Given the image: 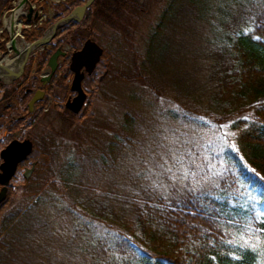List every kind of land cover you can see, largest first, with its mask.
<instances>
[{"label":"trees","instance_id":"obj_1","mask_svg":"<svg viewBox=\"0 0 264 264\" xmlns=\"http://www.w3.org/2000/svg\"><path fill=\"white\" fill-rule=\"evenodd\" d=\"M12 1L0 0V19L2 13L11 8ZM39 1L46 11V1L28 0V3ZM85 1L63 0L55 4L58 11L35 28L26 41L40 38L52 22L67 16ZM196 1L167 0L148 33L143 51L138 52L133 48L130 28L142 12L141 4L137 0H94L80 23L69 22L57 29L50 46L37 53L39 68L66 36L72 47L79 50L83 41L81 26L96 21L113 32L106 38L99 61L106 70L104 80L112 75L118 86L133 85L148 91L156 100L186 107L160 112L164 115L155 114L148 120L140 118L137 108L128 109L127 113H122V121L118 120L114 126L97 117V121H91L83 128L86 135L71 151L61 149L57 143L50 142L54 141L52 138L44 136L41 142L46 143L45 146L33 148L37 153L42 150L39 155L42 160L35 163L34 174L29 182H25L30 186L28 201L0 218V264H6L12 256L7 253L9 249L17 248V243L6 240L16 217L25 216L29 208L31 211L44 200L41 190L59 193V186L80 190V195L86 196L73 202L62 196L64 201L58 209L61 216H67L69 222L77 226L76 236L82 233L78 251L88 264H264V232H258L249 241L250 245H256L255 248L240 247L248 239V225L252 229H264V179H261L264 178V0H256V6L252 3L251 7L253 0H232L241 12L227 14L226 22H215L211 30L213 36H204L202 45L200 39L195 40L196 49L191 55L198 67L196 77L200 82L189 85L193 81L183 73L181 63L176 68L179 60H174L169 47L173 41L171 35L188 9L195 22L200 20L202 14L194 3ZM20 21L25 23V17ZM63 32L66 34L61 38ZM0 38H3L0 51L4 52L5 32ZM111 50L121 52L122 57L115 59ZM181 51L180 46V54ZM32 62L31 59L25 64L20 76L8 86L9 94L2 99L5 103L0 101L4 113H13L17 118L23 116L0 126L8 133L30 122V116L24 115L22 103L26 97L22 90L30 88V82L26 80L31 79ZM59 71L60 66L52 79ZM50 87L47 85L46 89ZM3 88L6 87L0 86ZM203 93L209 100V108L205 111L198 106ZM212 113L215 123L229 122L238 149L233 151L223 147L209 157L216 166L214 170L223 172L222 177L215 178L219 187H214L212 182L206 183L202 174L197 177L202 187L196 191H189L191 184L187 181L169 179V174L147 178L145 171L140 170L144 158L152 157L146 151L156 153L153 155L156 159L158 151H168L171 136L167 126L162 129L161 125L175 127L180 121L189 132L190 125L201 127V115L207 117ZM157 117L162 123L155 134L148 135V127ZM159 129L164 134L159 135ZM95 136L97 138L93 139ZM89 142H93V146L86 148ZM83 157H90L96 166L94 172L85 170L86 177L77 174L81 169H78L80 161L84 163ZM126 160L131 163L129 171H117V162L123 165ZM154 169L156 171V167ZM111 174L116 176L115 181L109 179ZM48 176L56 179L48 182ZM257 213L260 219L256 218ZM90 228L102 233L93 236L90 232L93 234L94 230ZM18 252L24 257L22 250Z\"/></svg>","mask_w":264,"mask_h":264},{"label":"rangeland","instance_id":"obj_2","mask_svg":"<svg viewBox=\"0 0 264 264\" xmlns=\"http://www.w3.org/2000/svg\"><path fill=\"white\" fill-rule=\"evenodd\" d=\"M17 1L18 0L12 1L10 4L11 8L2 13L0 20L3 26L4 18L9 16V13L14 9L15 3ZM62 1L63 0H46V5L48 8V11L46 13H41L40 11L35 9L34 6H30L32 8V12L36 10L38 11L37 13L40 18L32 19L22 24L20 18L23 17L22 15L27 14L30 8L29 4L25 1L21 10L22 15H20V17L18 18L19 22L17 21V29L20 26L17 44L21 45V42L30 44L31 42L26 41L25 38L28 37V35L33 30H35V28L41 26L42 22L46 20V18L51 19L53 14L58 11L55 7V4H58ZM137 1L142 6V12L136 17L135 21L133 22V26L130 28V32L131 36L133 37V48L138 52H142L148 33L151 30L153 24L157 21V18L161 10L165 6L167 0ZM255 2L256 0H253L250 4V7L252 6V3L254 4V6H256ZM194 3L196 7L200 8V14H202L200 16V20L195 22L192 14H189L190 9H188L187 12L184 13V16L180 19V23L177 25V28L174 29V33L173 35H171L173 41L170 43L169 47V51H171V54L174 56V60H179V62H177L176 68L178 69L181 63V70L184 74L190 76L191 80L193 81H190L189 85H194L198 80V82H200L198 76L196 77V75H198V67L195 65V60H193V57L191 55L192 50L196 49L195 40L200 39L202 45L201 40L204 39V36H213V32H211V30L212 25L215 22H226V18L230 13L236 12V14H239V12H241L239 11L240 8L238 9V7H234V5L232 4V0H197ZM81 28L82 29L80 31V37L83 40L90 39L100 47H105L107 43L106 38L113 34L111 29L100 25L96 21H93L92 23L86 22L81 26ZM47 29L43 32V34L47 31ZM5 34L7 36V40L3 43L4 52L0 51V59L3 58L5 53H9V51L12 50L11 41L9 43L10 35L6 30ZM65 34L66 32H63L61 34V38H63ZM1 42H3V38H0V43ZM180 46L182 49L181 54ZM60 47L65 49V51L69 53H71L75 49L69 43V38L67 36L64 37V42L60 43ZM37 53L38 52L29 54L28 61L25 63L27 64L31 59L33 60L29 74L30 78L33 77V80L30 83L33 89H36L35 87L37 86H42L39 83V78L46 76L49 71V69L46 67V61L44 62V64H42L41 67H37ZM112 53L113 52L111 50V54ZM114 54V58L116 57L115 59L122 57L121 52L114 51L113 55ZM181 55L183 57H181ZM63 61L64 60L61 58L58 59V66H60V71L59 73H57V76H55L56 78H53L48 83L44 84V88H46L47 85H50L51 87L47 89V97L43 101L39 102L38 106L34 108L35 110L33 113L36 116L32 120L31 125L30 122L29 124L25 125L22 124L19 125L16 130L11 131V135L16 138L32 140L33 147L35 145L39 148L41 146H45L46 143L41 142V139L45 138L44 136H49L54 140L50 142L57 143L61 147V149L65 148L71 151V148L74 149L79 144L78 142H81V140H83L84 136L86 135L85 132L82 131L83 128L88 126L91 121H97V117H99V119L101 118L107 120V123L111 124V126H114V124L116 125L118 120L122 121L121 115L123 112L127 113L128 109L132 111V109L137 108V113L140 114V118L148 120L155 114L159 116L160 112L164 113L169 109L176 111L182 109V107H186V105H178L163 100H156L148 93V91L139 90L133 85L118 86L113 81L112 75L108 77L107 81L104 80L106 82L103 81L99 85V88L94 87L93 89H91L92 85L95 82L94 75H91L90 77L92 78V81L90 83H88V79H85L82 82L83 90L87 93L89 90L91 91V93L88 94V97H90L88 99L89 103H87L85 106V102L84 105H82L79 113L73 114L64 106L67 100H65V98L70 95L68 87L70 77L67 74V63L66 61ZM95 71L97 76L100 75L103 72V64L99 62L96 66ZM65 77H68V79L66 78L65 80ZM26 82H30V80L27 79ZM61 82H65V85H61ZM199 84V89L202 90L200 87L201 85ZM89 85H91V87ZM4 86L6 88L0 89L1 103H5V101L2 99H4V96L6 97L9 94V90H7L8 85ZM203 95L204 93L202 95L200 94L201 99L199 102L201 103L198 105L202 106L200 109L201 111H205V108L208 107L209 103V100L206 98V96L204 98ZM138 108L140 111L138 110ZM160 115L163 116L164 114ZM211 116H213V113L210 116L207 115V117H203V115H201L203 120L201 122V127L196 128L190 125L189 132H187V126L180 121L176 122L175 127L172 124H162V129L164 126H167V128L169 129L167 133L171 136L170 142L167 144L169 145V147L167 148L168 151L165 153L158 151V157L156 159V156L153 157V155L157 154L151 153L147 150L146 154L152 155V157L144 158L143 167L140 170L145 171V173L147 174L149 167L155 168L156 161H161V154L170 159V148L179 149L180 152H185V154L188 150H191L198 157L201 155V153H203L205 156L211 157L213 153H217L223 147L225 149L230 148L227 147L225 143L219 139V137L223 132L227 131L229 133L227 140L229 143H231L234 142L235 135H232V133L235 134V132L230 128H221L222 125H229V122L215 123ZM3 122L4 121L1 122L0 120V125ZM153 123L154 124L151 127H148V130L150 132L148 135L152 133L155 134L158 125L162 122L161 119L157 117L155 118ZM99 124L96 125L97 129L100 126ZM157 131L159 135L160 133L164 134L162 133V131H160V129ZM164 131L166 132V130ZM5 136V130H1L0 127V140ZM86 138L87 141L90 140L88 137ZM96 138L97 136H95L93 139ZM89 144L90 142L86 144V148L88 146L90 147L91 145L93 146V142H91L90 145ZM48 145L49 142H47V146ZM205 149L207 150L205 151ZM39 152H32V154L30 155V157L35 160V163L39 160H42L41 157H39V155L42 154V150ZM211 158H209L208 163L214 165V161H211ZM83 159H85L84 163L82 160L80 161L81 164L79 165L78 169H81L79 170L80 173L77 174L78 176L80 174L81 176L85 175L86 177L85 170L94 172L96 166L92 163L93 161L90 157H83ZM197 162L200 163L202 161L198 160ZM54 163L55 160L52 161V164L50 163L51 166ZM208 163H205L204 166L206 168V171L201 172L203 176L208 172ZM96 165H99V163H97ZM130 166L131 163L129 160H126L123 165L122 162H117L116 164L117 171L120 172H128ZM157 171H160V169L156 168V172ZM212 171L216 170L212 169ZM115 177L116 176L114 174H111V176H109V179L111 181H115ZM51 179L56 178H51L50 176H48V182ZM158 180L156 182H158ZM17 181L19 180L13 182V184L17 185V187H12L10 199L4 203L2 209L0 210V218L4 214H7V212H10L12 209L18 207L21 203H25L28 201V199H26L25 201L20 202V196L24 195V193L22 191L21 193L23 194L20 195L22 185L18 184L19 182ZM151 184L153 186H156L154 183ZM58 188L59 193L49 192V190L46 189L41 190V192H44V200H41V203H39L37 206H34V209H32L31 211L29 208L25 216H21L20 218L16 217L14 222L11 224L9 233L8 235L6 234V240L17 243L18 245L17 248L13 246V248L9 249V252H7L9 254H12V256L9 257L6 264H88L87 261L81 259L80 252L78 251L81 245L80 238L82 237V233L78 234L79 236H76L74 231L76 230L77 226L74 225V222H69L67 216H61V213L58 209L60 203L64 201L61 199L62 196H64L63 199H66V201L71 200L72 202L80 201L86 196L83 193L82 195H80V190L77 191L75 189H63V187L61 186H59ZM23 197L26 198L25 196ZM90 230H94L93 234L92 232H90V234L93 236L96 233H102L101 231H98V229L90 228ZM19 250H22L24 257L19 256ZM14 259L15 261H13Z\"/></svg>","mask_w":264,"mask_h":264},{"label":"water","instance_id":"obj_3","mask_svg":"<svg viewBox=\"0 0 264 264\" xmlns=\"http://www.w3.org/2000/svg\"><path fill=\"white\" fill-rule=\"evenodd\" d=\"M26 1V0H25ZM94 0H86L81 6H77L73 8L70 13L61 18L60 20L54 22L47 31L42 35L41 38L36 40L35 42L29 44V51L30 46L37 48L45 46L50 39H52L54 32L63 27L64 25L68 24L69 22L78 23L83 17V14L85 10L92 4ZM32 14L31 8L28 10V14L25 16V20L29 21L30 16ZM36 16V13H33V18ZM64 50L56 49L47 59L46 66L49 69V72L46 77H44L45 81H47L51 75L54 73L56 66H57V59L59 57H62L64 55ZM29 52L25 53V56L23 58L22 64L18 70V72L15 74L14 77H17L28 57ZM102 54V48L99 47L95 42L91 41L90 39H86L79 51H74L71 54L70 57V64L68 66V69L73 74V78L70 84V91L76 92L77 95L71 100H67L65 103V108L71 111L73 114H78L80 109L82 108L83 102H84V94L80 88V81L83 77V73L80 72V69L83 68L84 73L89 75L95 65L98 63L100 57ZM104 76L99 77V80ZM43 81V80H41ZM42 97L41 92H35L32 99L28 103V110H31L32 104L35 100H40ZM31 151V144L28 141H24L22 143H18L16 141H11L7 147L1 151L0 156L3 159L2 164L0 165V185L3 187L0 192V203L4 199V193H5V186L8 184L9 179L11 178L12 174L14 173L16 164L19 163L21 160H23ZM32 168L25 169L23 173V178L25 180L28 179L30 173L32 172Z\"/></svg>","mask_w":264,"mask_h":264},{"label":"flooded vegetation","instance_id":"obj_4","mask_svg":"<svg viewBox=\"0 0 264 264\" xmlns=\"http://www.w3.org/2000/svg\"><path fill=\"white\" fill-rule=\"evenodd\" d=\"M90 7V6H89ZM85 13V12H84ZM83 16H84V14H83ZM83 18V17H82ZM46 19H48V18H46ZM82 21V19L80 20V22ZM80 22H78V23H80ZM74 23V22H73ZM78 23H75V24H78ZM53 39H54V37H52V39L50 40V42H52L53 41ZM86 39H84L82 42H81V45H82V43L85 41ZM33 42H35V41H33ZM33 42H31V43H33ZM48 43L47 45H45L42 49L41 48H39V49H37V50H31V53L30 54H33V53H35V52H40V51H42V50H44L45 48H47V47H49L50 46V44L51 43ZM53 44H55V42H53ZM81 45H80V47H81ZM56 49H61V50H64V55L62 56V57H59V58H61V59H63L64 61H66V63H67V65H66V68H67V71H68V76L70 77V81H69V84H68V87H69V91H70V84H71V81H72V78H73V74L71 73V71L68 69V66H69V64H70V57H71V54L75 51V49H74V51H72L71 53H69V52H66L65 51V49H63V48H61L60 46L59 47H54V49L52 50V52H51V54L56 50ZM50 54V55H51ZM49 55V56H50ZM49 56L45 59V61L47 62V59L49 58ZM58 58V59H59ZM58 59H57V66H56V69L58 68ZM27 61H28V59H27ZM26 61V62H27ZM31 61V60H30ZM38 61V60H37ZM37 61H36V65H37ZM63 61V62H64ZM99 61H100V59H99ZM99 61H98V63H99ZM98 63L95 65V67H94V69H93V71L89 74V75H87L86 73H84V71H83V68H81L80 69V72H82L83 73V77H82V79H81V81H80V88H81V90H82V92H83V94H84V96H85V98H84V103H85V106H86V104L87 103H89V101H88V99L90 98V97H88L89 95H88V93L87 92H85L84 90H83V88H82V82L85 80V79H88L90 82L92 81V78L90 77L91 75H94V79H95V82H94V84L92 85V87H91V89H93L94 87L95 88H99V85L104 81V79H105V76H106V70H104L103 69V72L100 74V75H98L97 76V74L95 73L96 71V66L98 65ZM44 64V63H43ZM32 65V64H31ZM25 66V65H24ZM64 66V65H63ZM47 67V66H46ZM24 68V67H23ZM48 68V67H47ZM55 69V70H56ZM23 70V69H22ZM31 70V69H30ZM22 72V71H21ZM49 72V71H48ZM54 73H55V71H54ZM53 73V74H54ZM21 74V73H20ZM53 74L51 75V77L45 82V83H48L49 81H51V79H52V77H53ZM102 74H104V76L101 78V80H99V77L100 76H102ZM47 76V75H46ZM46 76H44V77H46ZM19 76H17V77H14V79H13V81H15L17 78H18ZM44 77H41V78H39V83L42 85L41 87L39 86H37V87H35L36 89H33L32 87H31V85H30V89H26L27 87H25V88H23V90H22V92H23V94L25 95V97H26V100L24 101V103H22V106L23 107H25V112H24V115L26 114V115H28V116H30V125H31V123H32V120L34 119V110L35 109H33V110H31V111H29L28 110V103H29V101L32 99V97H33V95H34V93L35 92H41L42 93V97H41V99L40 100H37L35 103H34V108L35 107H37L38 106V104H39V102H41V101H43L46 97H47V89L46 88H44V84L45 83H43V81H41V80H43L44 79ZM90 77V78H89ZM66 78L68 79V77H65V80H66ZM33 80V77H31V79H30V83H31V81ZM45 80V79H44ZM13 81H11V82H13ZM2 82V81H1ZM0 82V86H4V85H10L11 84V82L9 81L8 83H5L4 81L1 83ZM77 95V93L76 92H71L70 91V95L67 97V98H65V100L67 99V100H72L75 96ZM6 98H7V96H6ZM66 100V101H67ZM84 103H83V105H84ZM64 104V103H63ZM10 114H12V118H9V115ZM21 118H23V116H21V117H19V118H17V117H15V116H13V113H4L3 112V110L1 109V111H0V120H1V122L2 121H4L5 123L6 122H10L12 119H14V120H18V119H21ZM4 122L0 125L1 127H4ZM7 127H9V128H11L12 126L11 125H7ZM6 132V131H5ZM12 133L10 132V133H8V132H6V136L3 138V139H1L0 140V145H1V148H0V153H1V151L2 150H4L6 147H7V145L11 142V141H18V142H20V141H28V142H30L31 143V151H30V153L23 159V160H21L19 163H17L16 164V167H15V170H14V173L12 174V176H11V178L9 179V181H8V184L5 186V193H4V200L0 203V210L2 209V206L4 205V203L7 201V200H9L10 199V195H11V189H12V187L14 186V187H17V185H14L13 184V182H15L16 180H19V181H17V182H19L18 184H21L22 185V188H21V191H20V195H22L23 193H24V195H22V196H20V202H22V201H25L26 199H27V197H28V195H27V191H28V189L30 188V186H28L27 184H25V182H29V180L31 179V177H32V175L34 174V169H35V160H33L31 157H30V155L32 154V152H34L33 151V141L32 140H29V139H19V138H16V137H14V136H12L11 135ZM2 162H3V159L1 158V156H0V165L2 164ZM33 166V168H32V172L30 173V175H29V177H28V179L27 180H25L24 178H23V173H24V170L25 169H29V168H31ZM2 186L0 185V192H1V190H2ZM23 191V193H21ZM25 191V192H24ZM23 196H25L26 198H24ZM23 199V200H22ZM8 213V212H7Z\"/></svg>","mask_w":264,"mask_h":264},{"label":"snow or ice","instance_id":"obj_5","mask_svg":"<svg viewBox=\"0 0 264 264\" xmlns=\"http://www.w3.org/2000/svg\"><path fill=\"white\" fill-rule=\"evenodd\" d=\"M244 119H248L244 117ZM230 125H222L221 128L227 129ZM229 133L227 131L223 132L219 139L225 143L227 147H230L233 151H238L234 142L229 143L227 140ZM232 135H235L232 133ZM207 149H205L206 151ZM170 159L161 154V161H156V168H159L160 171L156 172L154 168L149 167L147 172V178H151L152 175H156L157 177L162 176L164 174H169V179L173 181H181L182 183L187 181L191 184L189 191H196L199 187H202L201 182L197 179L198 176L201 175V172L204 170L205 163H208L209 157L205 156L203 153L198 157L191 150H188L187 153L180 152L179 149L170 148ZM201 160L202 162L198 163L197 161ZM215 168V165L208 163V173L205 174L202 179L207 182H212L214 187L218 188L219 184L215 183L216 177H222L223 172L221 171H212ZM254 171V170H252ZM264 179V178H261ZM249 197L251 194L249 193ZM257 219H260V214L257 213ZM232 223V221H229ZM249 229L248 239L244 240L240 247L251 246L253 248L256 247L255 244H249V241L253 236H257L258 232H264V229H252L251 225L247 226ZM243 239V237H242ZM258 242V241H257ZM229 243H233V241H229Z\"/></svg>","mask_w":264,"mask_h":264},{"label":"bare ground","instance_id":"obj_6","mask_svg":"<svg viewBox=\"0 0 264 264\" xmlns=\"http://www.w3.org/2000/svg\"><path fill=\"white\" fill-rule=\"evenodd\" d=\"M43 1H46V0H43ZM24 2H25V0H18L15 3L14 9L11 10L8 17L4 18V20H3L4 26L2 25V27L0 29V34L5 32V30L9 33V35H10L9 43L11 41V47H12V50L9 51V53H5L3 58L0 59V82L4 81L5 83H8L9 81L10 82L13 81L15 74L18 72V70L22 64L25 53L26 52L31 53V50L39 49V48L36 49L35 47L31 48V46H30V51H29V46H28L29 44H25L24 42H21V45L17 44L18 43L17 38L19 37V28H20V26H19L17 29V21L19 22L18 18L20 17V15H22L21 10H22V6L24 5ZM27 2H28V0H27ZM41 2H42V0H41ZM30 5L34 6V8L37 9L38 11H40L41 13L47 12V8H46V11H44L42 9L40 1L37 3H32ZM22 16L24 17V15H22ZM36 40H38V39H36ZM50 40L48 41V43L50 42ZM9 43H8V45H9ZM8 45H7V47H8ZM43 47H40V48L42 49ZM79 50H75V51H79ZM18 76H20V74ZM45 82L46 81L43 79V83H45ZM36 101L37 100H35L34 103ZM69 101H71V100H69ZM34 103L32 104L31 110L34 109ZM16 142H18V141H16ZM22 142H24V141H20L18 143H22Z\"/></svg>","mask_w":264,"mask_h":264}]
</instances>
